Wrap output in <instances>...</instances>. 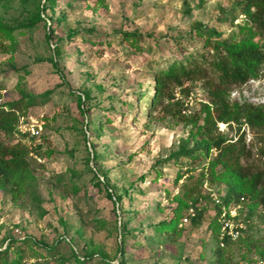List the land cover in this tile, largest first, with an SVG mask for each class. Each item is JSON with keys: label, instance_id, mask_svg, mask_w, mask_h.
Masks as SVG:
<instances>
[{"label": "rangeland", "instance_id": "obj_1", "mask_svg": "<svg viewBox=\"0 0 264 264\" xmlns=\"http://www.w3.org/2000/svg\"><path fill=\"white\" fill-rule=\"evenodd\" d=\"M45 2L0 0L7 29L0 33V110L18 106L0 141L27 145L22 132L38 126L34 142L41 148L39 165L32 163L34 198L12 201L0 190V250L26 241L21 264H264L261 208L240 220L244 230L216 255L223 246L211 226L216 211L208 194L223 198L228 192L207 180L216 151L183 173L173 155L182 144L190 149L198 142L194 131L173 115L177 109L165 96L152 106L158 66L185 50L207 51L194 35L195 23L219 41L237 37L242 0H54L43 7ZM125 32L141 41L128 43ZM254 42L262 44L264 36ZM184 87L193 96L181 113L201 115L205 86ZM226 99L264 106V65L254 78L228 89ZM211 132L230 143L243 135L249 153L240 164L264 170L258 153L264 129L215 121ZM191 189L192 198L207 194L200 223L159 231L156 225L173 217ZM114 193L121 196L118 204ZM249 203L241 199V209L229 207L232 214H246Z\"/></svg>", "mask_w": 264, "mask_h": 264}, {"label": "trees", "instance_id": "obj_2", "mask_svg": "<svg viewBox=\"0 0 264 264\" xmlns=\"http://www.w3.org/2000/svg\"><path fill=\"white\" fill-rule=\"evenodd\" d=\"M53 2L54 0H46L43 7L52 6ZM240 14L244 16L243 24L235 25L238 34L237 37H230V40L219 41L214 38L215 34L212 30H205L201 24L195 23L194 35L202 40L203 48L207 51L180 52V59L158 66L152 76L151 85L152 106L158 104L163 96L170 99L173 103L171 107L177 109L173 115L178 116L179 122L184 127H190V131H194L191 135L198 141L190 149L182 144L173 155L175 163L185 169L183 173L193 171L191 165L202 158H208L211 150L216 151L215 156L208 161L207 180L212 183H222L228 188L227 194L220 198V204L215 205L214 208L216 212L211 226L217 239L218 237L220 239L218 218L222 208H227L230 203L239 206L241 199L250 201L247 213L242 214L239 210L234 218L236 221L248 220L258 208L264 210V170L240 164V159L248 156L249 153L245 148L243 135L230 143L226 138L214 137L211 132L215 121L236 123L243 121L251 129H264V106L249 103L230 105L226 99L228 89L254 78L259 67L264 65V42L262 44L254 42L256 36H264V0H242ZM6 30L0 22V33L5 34ZM121 35L132 45L141 41V36L134 32H125ZM186 82H202L205 86L206 102L202 104L201 115L194 112L181 113L180 108L182 105L184 108L187 107L188 97L193 93L191 88L184 87ZM175 91L183 94L181 100L175 99ZM7 105L8 110H0V132L5 135L11 130L13 114L18 109L14 103ZM23 134L29 137L27 145L19 142L5 145L0 141V190L7 191L12 201H18L23 197L34 198L32 188L36 178L32 163L39 165L36 158L41 159L40 144L34 142L35 137H31L29 133ZM203 138L207 142H202ZM260 138L264 142V136L261 135ZM31 152L36 158L30 155ZM92 152L95 159L94 150ZM258 153L264 157V150L260 149ZM200 177L204 179V172ZM193 194L194 190H189L185 196L188 201H179L173 210V217L169 221L159 222L156 228L163 233H174L176 224L182 222L184 213L189 207H194L196 212L188 224L197 226L202 215L200 201L206 198L207 194L198 193L192 198ZM113 197L118 204L121 196L114 193ZM182 210H184L183 214ZM229 240L227 236H223L220 240L223 247H217L215 250L219 258L229 248ZM240 243L245 241L241 239ZM27 247L26 241L22 244L11 241L0 250V264H21Z\"/></svg>", "mask_w": 264, "mask_h": 264}, {"label": "built area", "instance_id": "obj_3", "mask_svg": "<svg viewBox=\"0 0 264 264\" xmlns=\"http://www.w3.org/2000/svg\"><path fill=\"white\" fill-rule=\"evenodd\" d=\"M192 96H193V93L190 94V96L188 97V100H191ZM175 99H180L179 94L177 92L175 93ZM39 130H40V127L35 126V127H30V128L25 129L24 132L22 133H29L31 137H36L39 134ZM30 155L34 156L32 152ZM34 158L36 157L34 156ZM36 159L38 162L40 161V159L38 158ZM208 196L213 202L214 206L220 204V197L217 193L210 191ZM238 208L239 206H237L236 209ZM195 212L196 211L194 207L187 208L182 218L181 224L182 225L187 224L190 218L194 216ZM227 213L229 216H227ZM237 215H238L237 212H234L232 214V211L229 206L227 208H222V212L218 218V222L220 224V240L223 238V236H227L228 238L235 240L239 236V234L242 232V230H244V227L241 224V222L239 220L236 221L234 219Z\"/></svg>", "mask_w": 264, "mask_h": 264}]
</instances>
